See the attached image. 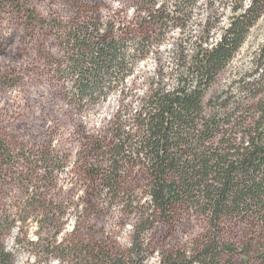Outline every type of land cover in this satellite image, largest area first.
<instances>
[{"label":"trees","instance_id":"16d2710c","mask_svg":"<svg viewBox=\"0 0 264 264\" xmlns=\"http://www.w3.org/2000/svg\"><path fill=\"white\" fill-rule=\"evenodd\" d=\"M21 1L0 4L14 5L15 14L32 31L47 26L59 32L66 68L45 47L40 53L52 65L56 62L59 74L75 77L71 94L81 109L117 91L130 106L134 95L123 85L151 53L153 42L160 47L171 30L188 28L198 2L139 0V11L146 15L131 25L115 17L103 20L83 3L81 16L72 21L48 19L29 0ZM228 2L232 14L225 26L218 25L219 37L214 31L221 16H210L204 34L180 40L174 83H169L162 64L150 78L146 95L139 97L131 125L119 110L110 137L93 141L97 160L88 170L102 175L117 195L127 192L135 175L144 174L149 207L133 224L130 247L115 253L97 244L96 261L88 264H147L148 230L160 221L175 226L192 212L207 222L208 230L193 247L163 253L158 264H264V44L252 70L240 71L230 85L213 92L264 16V0ZM6 142L0 147L12 159ZM47 155H41L44 161ZM232 225L240 232L231 234ZM0 264H12L1 245Z\"/></svg>","mask_w":264,"mask_h":264},{"label":"rangeland","instance_id":"374dc122","mask_svg":"<svg viewBox=\"0 0 264 264\" xmlns=\"http://www.w3.org/2000/svg\"><path fill=\"white\" fill-rule=\"evenodd\" d=\"M81 3L96 9L103 20L115 17L137 25L146 15L139 11V0H29L45 18L66 22L81 16ZM14 10L10 3L0 4V143L6 140L13 154L7 158L0 147V245L12 256V264L95 262L97 244L115 253L131 246L133 224L148 210L149 194L144 174L135 175L127 192L117 195L102 175L91 173L90 163L97 160L93 141L110 137L112 119L119 110L131 125L139 97L146 95L150 78L162 64L169 83H174L180 40L204 34L203 25L210 16H221L214 31L219 37L218 25L225 26L232 14L229 2L198 0L184 32L171 30L160 47L153 42L151 53L123 85L134 95L130 106L129 99L123 100L117 91L108 100L82 109L71 94L75 77L59 74L56 62L52 65L40 53V47H45L66 68L67 53L59 32L47 26L32 31ZM263 44L264 16L213 92L230 85L240 71L252 70L253 58ZM187 49L192 51L190 45ZM9 76L12 84L6 81ZM45 153H49L48 161L42 159ZM207 226L194 212L175 226L160 221L145 235L150 244L145 262L158 264L163 253L193 247ZM232 227L231 234L240 232Z\"/></svg>","mask_w":264,"mask_h":264}]
</instances>
